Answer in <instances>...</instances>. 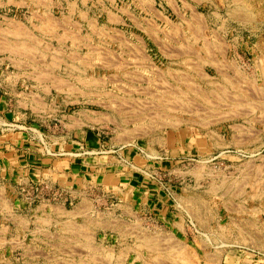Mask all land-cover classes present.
<instances>
[{
	"label": "rangeland",
	"instance_id": "rangeland-1",
	"mask_svg": "<svg viewBox=\"0 0 264 264\" xmlns=\"http://www.w3.org/2000/svg\"><path fill=\"white\" fill-rule=\"evenodd\" d=\"M0 1H19L0 9L4 36V13L17 22L37 10L25 1H40L45 22L51 17L57 24L39 29L46 35L43 58L55 82L67 81L76 91L72 111L87 108L96 127L106 125L125 144L164 138L175 155L178 148L190 155L172 167L175 229L149 215L110 214L103 223L79 225L75 237L57 240L62 250L56 254H41L30 244L25 262L12 260L9 240H2L0 264H264L262 258L244 260L264 253V0ZM0 193L3 209L4 189ZM60 195L45 202L65 201ZM19 198L27 206L40 204L24 202L20 191ZM107 202L108 208L116 204ZM95 227L102 229L96 234Z\"/></svg>",
	"mask_w": 264,
	"mask_h": 264
},
{
	"label": "crops",
	"instance_id": "crops-1",
	"mask_svg": "<svg viewBox=\"0 0 264 264\" xmlns=\"http://www.w3.org/2000/svg\"><path fill=\"white\" fill-rule=\"evenodd\" d=\"M15 2L19 1H0V9L15 8ZM25 4L38 8L17 22L8 13L1 16L7 34L0 32V189L5 196V208H0V241L9 240L7 253L12 260L25 262L30 259L31 244L41 247V254L52 255V250L56 254L61 251L57 240L75 237L73 230L79 225L103 223L110 214L133 215L134 219L149 215L175 229L177 224L170 223L176 195L172 167L176 160L187 161L189 151L178 148L180 155H175L164 138L125 144L118 133L110 136L106 125L96 127L87 108L72 111L79 102L76 91L67 81L55 82L54 72L47 69L43 58L46 35L38 31L45 26L42 4ZM13 25L24 32L14 33ZM12 48L21 49L12 53ZM34 53L35 58L31 57ZM30 184L59 189L65 201L24 205L19 191ZM111 199L116 204L108 208ZM96 229L97 234L102 228ZM15 238L25 243L20 252L11 243ZM259 255L248 254L244 260L264 259V253Z\"/></svg>",
	"mask_w": 264,
	"mask_h": 264
},
{
	"label": "bare ground",
	"instance_id": "bare-ground-1",
	"mask_svg": "<svg viewBox=\"0 0 264 264\" xmlns=\"http://www.w3.org/2000/svg\"><path fill=\"white\" fill-rule=\"evenodd\" d=\"M140 2H141V1H140ZM142 2H143V1H142ZM44 4H45V3H44ZM46 5H47V4H46ZM46 5H45V6H46ZM51 6H52V4H51ZM142 6H143V4H142ZM198 16H199V15H198ZM198 16H197V17H198ZM50 18H51V17H50ZM50 18H48V20H47L48 22H45V24H46V23H49V25L52 24V21H53V20L50 19ZM198 18H199V17H198ZM244 18H245V17H244ZM45 19H46V18H45ZM115 19H116V18H115ZM241 19H242V18H241ZM43 20H44V19H43ZM51 20H52V21H51ZM111 20H112V19H111ZM196 20H197V19H196ZM45 21H46V20H45ZM49 21H51V23H50ZM194 21H195V20H194ZM196 23H197V22H196ZM198 23H199V22H198ZM11 24H12V23H11ZM11 24H10V25H11ZM47 25H48V24H47ZM52 25H57V24H56V23H55V24L53 23ZM14 27H15V26H14ZM51 27H52V26H51ZM51 27H48V26H47V28H51ZM59 27H60V24H59ZM59 27H58V28H59ZM42 28H43V27H42ZM52 28H54V27H52ZM52 28H51V29H52ZM58 28H57V29H58ZM13 29H15V28H13ZM13 29H12V30H13ZM20 29H21V28H20ZM20 29L18 28L16 31H14V33H16V34H20V33H21V34H22L21 31H23V30H22V29L20 30ZM189 29H190V28H189ZM44 30H45V29H44ZM46 30H47V29H46ZM46 30H45V31H46ZM38 31H39V29H38ZM45 31H44V32H45ZM23 32H24V31H23ZM49 33H50V31H49ZM49 33L47 32L46 34H49ZM193 33H194V32H193ZM21 34H20V35H21ZM14 35H15V34H14ZM25 35H29V34H25ZM194 35H195V34H194ZM197 37H198V36H197ZM13 43H15V42H13ZM24 44H26V43L24 42ZM17 45H19V44H17ZM22 46H23V44H22ZM25 46H26V45H25ZM205 46H206V45H205ZM18 47H20V46H18ZM23 47H24V46H23ZM23 47H21V48L23 49ZM28 47H30V46L27 45V49H28ZM31 47H32V46H31ZM5 48H6V47H5ZM8 48H9V47H8ZM10 48H11V47H10ZM10 48H9V49H10ZM21 48H20V49H21ZM24 48H26V47H24ZM20 49H18V50H16V51H20ZM30 50H31V49H30ZM34 50H35V49H34ZM9 51H10V50H9ZM11 51H12V53H13L14 49L12 48ZM16 51H14V53H16ZM31 51H33V49H32ZM22 52H24V50L21 51V53H19V54L22 55ZM25 52H26V51H25ZM10 53H11V52H10ZM24 54H25V53H23V55H24ZM27 56H28V55H27ZM21 57H22V56H21ZM31 57H33V56H31ZM10 59H11V58H10ZM15 60H16V59H15ZM32 60H33V59H32ZM56 60H57V59H56ZM19 62H20V60H19ZM15 63H16V62H15ZM16 64H17V63H16ZM85 64H86V63H85ZM88 66H90V65H88ZM217 69H218V68H217ZM219 71H220V69H219ZM219 71H216V74H217L219 77L221 76L222 78L227 79L226 74L224 75V74H222V73L219 72ZM263 71H264V70H263ZM214 73H215V72H214ZM198 74H199V73H198ZM213 76H214V75H213ZM42 77H43V76H42ZM202 77H203L204 80H206V81L211 80V79H210L211 76H210L209 74H204L203 76H201V78H202ZM40 78H41V77H40ZM185 78H186V77H185ZM189 78H190V77H189ZM43 80H44V79H43ZM234 80H236V79H234ZM39 81H40V80H39ZM226 81H227V80H226ZM244 81H245V80H244ZM237 82H238V81H237ZM240 82H241V81H240ZM65 85H66V84H65ZM248 85H249V84H248ZM216 86H217V85H216ZM218 87H219V86H218ZM195 88H196V87H195ZM220 88H221V87H220ZM222 88H223V87H222ZM192 89H193V87H192ZM198 89H199V87H198ZM225 89H226V88H225ZM225 89H224V90H225ZM196 90H197V89H196ZM196 90H195V92H196ZM202 90H203V89H202ZM252 90H253V89H252ZM197 91H198V90H197ZM204 91H205V90H204ZM210 91H211V90H210ZM70 92H71V91H70ZM181 92H182V91H181ZM193 92H194V91H193ZM244 92H245V90H244ZM248 92H249V91H248ZM71 93H72V92H71ZM252 93H253V92H252ZM258 93H259V92H258ZM212 94H213V93H212ZM228 94H229V93H228ZM211 96H213V95H211ZM217 96H218V95H217ZM187 97H188V96H187ZM227 97H228V96H227ZM252 98H253V97H252ZM226 99H227V98H226ZM228 99H229V98H228ZM234 99H236V98H234ZM164 100H165V99H164ZM162 101H163V99L161 100V102H162ZM177 101H178V100H177ZM177 101H176V102H177ZM180 101H181V100H180ZM189 101H190V100H189ZM209 101H210V99H209ZM209 101H208V102H209ZM235 101H236V100H235ZM176 102H175V103H176ZM178 102H179V101H178ZM190 102H191V101H190ZM211 102H213V101L211 100ZM214 102H215V101H214ZM220 102H221V101H220ZM180 103H181V102H180ZM186 103H187V102H186ZM196 103H197V102H196ZM217 103H218V102H217ZM217 103H216V104H217ZM173 104H174V103H173ZM183 104H184V103H183ZM191 104H192V103H191ZM199 104H200V103H199ZM212 104H213V103H212ZM166 105L168 106V104H166ZM193 105H194V104H193ZM210 105H211V104H210ZM214 105H215V104H214ZM214 105H213V106H214ZM169 106H170V105H169ZM179 106H180V105H179ZM187 106H188V105H187ZM199 106H200V105H199ZM222 106H223V105H222ZM173 107H174V106H173ZM173 107H172V108H173ZM181 107H182V106H181ZM224 107H225V106H224ZM234 107H235V106H234ZM249 107H250V106H249ZM43 108H44V106H43ZM43 108H42V109H43ZM209 108H210V107H209ZM164 109H165V108H164ZM178 109H179V108H178ZM194 109H195V108H194ZM202 109H203V108H202ZM241 109H242V108H241ZM260 109H261V108H260ZM262 109H264V108H262ZM175 110H176V109H175ZM203 110H204V109H203ZM205 110H206V109H205ZM215 110H216V109H215ZM173 111H174V110H173ZM188 111H189V110H188ZM193 111H194V110H193ZM238 111H239V110H238ZM180 112H181V111H180ZM189 112H191V111H189ZM195 112H196V110H195ZM204 112H205V111H204ZM210 112H211V111H210ZM176 113H177V112H176ZM185 113H186V112H185ZM222 113H223V112H222ZM138 115H139V114H138ZM201 115H202V114H201ZM213 115H214V114H213ZM222 115H223V114H222ZM240 115H241V114H240ZM245 115H246V114H245ZM135 116H136V115H135ZM140 116H141V115H140ZM191 116H192V115H191ZM197 116H198V115H197ZM227 116H228V115H227ZM227 116H226V117H227ZM246 116H247V115H246ZM138 117H139V116H138ZM138 117H137V118H138ZM144 117H145V116H143V118H144ZM155 117H156V116H155ZM223 117H224V116H223ZM223 117H222V118H223ZM90 118H91V117H90ZM122 118H123V117H122ZM252 118H253V117H252ZM140 119H142V116H141ZM144 119H145V118H144ZM144 119H143V120H144ZM92 120H93V119H91V121H92ZM202 120H203V119H202ZM204 120H205V119H204ZM89 121H90V119H89ZM123 121H124V120H123ZM178 121H179V120H178ZM178 121H177V123H178ZM92 122H93V121H92ZM126 122H127V121H126ZM139 122H140V121H139ZM205 122H206V121H205ZM263 122H264V121H263ZM169 123H170V122H169ZM125 124H127V123H125ZM173 124H174V123H173ZM234 127H235V126H234ZM235 129H236V128H235ZM244 129H245V128H244ZM247 129H248V128H247ZM122 130H123V129H122ZM249 130L251 131V129H249ZM132 131H133V130H132ZM208 131H209V130H208ZM133 133H134V132H133ZM146 134H147V133H146ZM243 135H244V134H243ZM245 135H246V134H245ZM130 136H131V135H130ZM137 136H138V135H137ZM236 136H237V135H236ZM249 136H250V135H249ZM123 137H124V136H123ZM218 137H220V136L218 135ZM244 137H245V136H244ZM128 138H129V137H128ZM157 138H158V137H157ZM220 138H221V137H220ZM214 139H215V138H214ZM239 139H240V138H239ZM246 140H247V139H246ZM246 140H245V141H246ZM218 141H219V140H218ZM153 142H154V141H153ZM237 142H238V141H237ZM242 142H243V141H242ZM239 143H240V142H239ZM234 144H235V143H234ZM162 145H163V144H162ZM200 162H201V161H200ZM202 162H203V161H202ZM251 162H252V161H251ZM251 165H252V164H251ZM202 166H203V165H202ZM202 166H201V167H202ZM247 166H248V165H247ZM201 169H202V168H201ZM203 169H204V167H203ZM210 169H211V168H210ZM179 172H180V171H179ZM243 172H244V171H243ZM262 172H263V171H262ZM247 179H248V178H247ZM245 180H246V179H245ZM246 181H247V180H246ZM222 183H223V182H222ZM235 185H236V184H235ZM252 186H253V185H252ZM231 187H232V185H231ZM236 188H237V187H236ZM239 190H240V189H239ZM208 191H209V190H208ZM214 192H215V191H214ZM1 193H2V192H1ZM1 193H0V194H1ZM237 193H238V191H237ZM214 194H215V193H214ZM223 194H224V193H223ZM225 194H226V193H225ZM235 194H236V193H235ZM233 195H234V194H233ZM221 196H222V195H221ZM257 196H258V195H257ZM238 199H239V198H238ZM244 199H245V198H244ZM86 200H87V199H86ZM191 201H192V200H191ZM48 204H49V203H48ZM84 204H85V203H84ZM86 206H88V205L86 204ZM188 207H189V206H188ZM53 208H54V207H53ZM76 209H77V208H76ZM54 210H55V209H54ZM2 211H3V210H2ZM55 212H56V211H55ZM195 212H196V211H195ZM11 213H12V212H11ZM73 213H74V212H73ZM82 213H83V212H82ZM75 214H76V212H75ZM9 215H10V214H9ZM107 215H108V214H107ZM97 217H98V216H97ZM190 217H191V216H190ZM7 218H8V217H7ZM18 218H19V217H18ZM35 218H36V217H35ZM13 219H14V218H13ZM46 219H47V218H46ZM50 219H51V218H50ZM23 221H24V220H23ZM23 221H22V222H23ZM55 221H56V220H55ZM101 221H102V220H101ZM46 222L48 223V222H50V221H46ZM46 222H45V224H46ZM191 222H192V221H191ZM72 223H73V222H72ZM112 223H113V222H112ZM18 224H19V223H18ZM22 224H23V223H22ZM26 224H27V223H26ZM40 224H41V223H40ZM50 224H51V223H50ZM97 224H98V223H97ZM200 224H201V223H200ZM65 225H66V224H65ZM67 225H68V224H67ZM75 225H76V224H75ZM75 225H74V226H75ZM112 225H113V224H112ZM259 225H260V224H259ZM70 226H71V225H70ZM81 226H82V225H81ZM85 226H86V225H85ZM109 226H110V225H109ZM49 227H50V226H49ZM71 227H72V226H71ZM119 227H120V226H119ZM22 228H23V227H22ZM66 228H67V227H66ZM95 228H96V227H95ZM243 228H244V227H243ZM64 229H65V228H64ZM79 229H80V228H79ZM141 229H142V228H141ZM70 230H71V229H70ZM74 230H75V229H74ZM38 231H39V230H38ZM85 232H86V231H85ZM223 232H224V231H223ZM133 233H134V232H133ZM135 233H136V232H135ZM137 233H138V232H137ZM140 233H141V232H140ZM41 234H42V233H41ZM71 234H72V233H71ZM147 234H148V233H147ZM261 234H262V233H261ZM43 235H44V233H43ZM80 235H81V234H80ZM89 235H90V234H89ZM203 235H204V234H203ZM250 235H251V234H250ZM50 236H51V235H50ZM53 236H54V235H53ZM83 236H84V233H83ZM65 237H66V236H65ZM142 238H143V237H142ZM147 238H148V237H147ZM242 238H243V237H242ZM4 240H5V239H4ZM68 240H69V239H68ZM163 240H164V239H163ZM163 240H162V241H163ZM242 240H243V239H242ZM242 240H241V241H242ZM244 240H245V238H244ZM251 240H252V239H251ZM69 241H70V240H69ZM147 241H148V240H147ZM150 241H151V239H150ZM152 241H153V239H152ZM152 241L149 242V243H152ZM154 241H156V240H154ZM158 241H160V239H159ZM158 241H157V242H158ZM48 242H49V241H48ZM12 243H13V242H12ZM23 243H24V242H23ZM84 243H85V242H84ZM155 243H156V242H155ZM155 243H154V245H155ZM158 243H159V242H158ZM236 243H237V242H236ZM248 243H249V242H248ZM24 244H25V243H24ZM59 244H60V243H59ZM59 244H57V245H59ZM62 244H63V243H62ZM81 244H82V243H81ZM170 244H171V243H170ZM173 244H174V243H173ZM11 245H12V244H11ZM54 245H55V244H54ZM78 245H79V244H78ZM90 245H91V244H90ZM159 245H160V244H159ZM165 245L167 246V244H164V247H165ZM1 246H2V245H1ZM71 246H72V245H71ZM73 246H74V245H73ZM142 246H144V247L147 246V242H143ZM157 246H158V245H157ZM157 246H156V248H155V251L157 250L156 252L158 253V249H159L160 247H159V246L157 247ZM203 246H204V245H203ZM28 247H29V246H28ZM60 247H61V246H60ZM55 248H56V247H55ZM58 248H59V247H58ZM72 248H73V247H72ZM75 248H76V247H75ZM88 248H89V247H88ZM88 248H87V249H88ZM94 248H95V247H94ZM97 248H98V247H97ZM152 248L154 249V247H151V249H152ZM162 248H163V247H162ZM168 248H169V247H168ZM84 249H85V248H84ZM89 249H90V248H89ZM173 249H174V248H173ZM175 249H176V248H175ZM61 250H62V249H61ZM91 250H92V249H91ZM95 250H96V249H95ZM100 250H101V249H100ZM104 250H105V249H104ZM176 250H177V249H176ZM71 251H72V250H71ZM82 251H83V250H82ZM87 251H88V250H87ZM152 251H154V250H152ZM161 251H162V250H161ZM174 251H175V250H174ZM65 252H66V251H65ZM65 252H64V254H65ZM74 252H75V251H74ZM156 252H155V253H156ZM61 253H62V252H61ZM67 253H69V251H68ZM79 253H80V252H79ZM83 253H84V251H83ZM113 253H114V252H113ZM138 253H139V250H138ZM165 253H166V252H165ZM177 253H178V252H177ZM177 253H176V254H177ZM71 254L73 255V253H71ZM81 254H82V253H81ZM98 254H99V253H98ZM170 254H171V253H170ZM170 254L168 253V255H170ZM174 254H175V253H174ZM176 254H175V255H176ZM178 254H179V253H178ZM68 255H69V254H68ZM94 255H95V254H94ZM108 255H109V253H108ZM122 255H123V254H122ZM125 255H126V254H125ZM171 255H172V254H171ZM192 255H193V254H192ZM209 255H210V254H209ZM80 256H81V255H80ZM178 256H182V255H178ZM178 256H177V257H178ZM94 257H95V256H94ZM103 257H104V256H103ZM168 257H169V256H168ZM49 258H50V257H49ZM58 258H59V257H58ZM169 258H171V257H169ZM173 258H174V257H173ZM90 259H91V258H90ZM92 259H94V258H92ZM98 259H99V258H98ZM103 259H104V258H103ZM116 259H117V258H116ZM171 259H172V258H171ZM179 259H180V258H179ZM99 260H100V259H99ZM156 260H157V259H156ZM164 260H165V259H164ZM164 260H163V261H164ZM180 260H181V259H180ZM190 260H191V259H190ZM211 260H212V259H211ZM91 261H92V260H91ZM94 261H95V260H94ZM154 261H155V260H154ZM181 261H182V260H181ZM58 262H59V261H58ZM92 262H93V261H92ZM157 262H159V261H157ZM160 262H161V261H160ZM174 262H175V261H174ZM184 262H185V261H184ZM192 262H193V261H192ZM194 262H195V261H194ZM59 264H60V262H59ZM70 264H71V263H70ZM98 264H99V263H98ZM173 264H174V263H173Z\"/></svg>",
	"mask_w": 264,
	"mask_h": 264
},
{
	"label": "built area",
	"instance_id": "built-area-1",
	"mask_svg": "<svg viewBox=\"0 0 264 264\" xmlns=\"http://www.w3.org/2000/svg\"><path fill=\"white\" fill-rule=\"evenodd\" d=\"M20 194L22 195L24 202L25 200L30 204H35L37 202L43 203L45 202V198H50L52 197L54 200H57L60 198V194L58 191H50L44 184H30V185H25L23 188L20 190ZM48 203H51L50 201H47ZM13 245H20L23 246V241L20 240L19 243H12Z\"/></svg>",
	"mask_w": 264,
	"mask_h": 264
}]
</instances>
